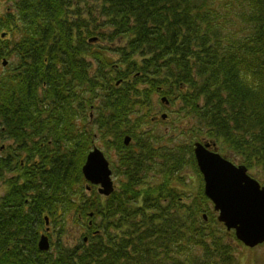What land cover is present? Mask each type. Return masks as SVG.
Here are the masks:
<instances>
[{
    "label": "trees",
    "instance_id": "16d2710c",
    "mask_svg": "<svg viewBox=\"0 0 264 264\" xmlns=\"http://www.w3.org/2000/svg\"><path fill=\"white\" fill-rule=\"evenodd\" d=\"M12 2L17 22L0 16L13 58L0 76L12 140L0 146V264H236L237 240L215 212L204 219L210 201L185 174L200 178L192 146L139 130L165 95L264 185V0ZM97 137L122 178L108 197L87 192L81 171ZM46 216L60 238L45 252ZM84 220L81 238L63 240Z\"/></svg>",
    "mask_w": 264,
    "mask_h": 264
},
{
    "label": "water",
    "instance_id": "95a60500",
    "mask_svg": "<svg viewBox=\"0 0 264 264\" xmlns=\"http://www.w3.org/2000/svg\"><path fill=\"white\" fill-rule=\"evenodd\" d=\"M128 142L126 138L125 143ZM209 147V143H197L194 154L204 179V193L219 212V221L228 230L234 229L237 239L247 247L264 243V186L249 176L244 166L235 167L218 153L209 151ZM82 173L90 184L99 186V194L108 196L113 191L109 163L98 148L88 154ZM38 248L49 250L46 236H41Z\"/></svg>",
    "mask_w": 264,
    "mask_h": 264
},
{
    "label": "rangeland",
    "instance_id": "374dc122",
    "mask_svg": "<svg viewBox=\"0 0 264 264\" xmlns=\"http://www.w3.org/2000/svg\"><path fill=\"white\" fill-rule=\"evenodd\" d=\"M3 1L4 0H0L1 9H3V12H4L7 8V6L10 4L11 8H7L6 11H8V9H10V11L14 15L13 21L17 22L18 17H17V15L13 9L14 4L12 2H9V1H6L5 3H3ZM89 3H91V1ZM9 38L12 40L11 37H9ZM102 44L105 45L107 43H105V44L102 43ZM103 45H102V47L105 48V46H103ZM11 59H13V58H11ZM151 100H152V109L150 110L149 114L151 116L156 115V114H158L160 116V114L165 113L168 115V119L165 121H162L159 119L156 123H154V124L151 123L150 125L148 122L147 124L143 125L142 128L151 129L152 134L161 140H164L166 138V137H163V134H166L168 136V139L164 141L166 144L171 146V144L175 143L179 147L182 146V148L184 147V145H186L188 147L191 145L193 148V146L196 143L200 142L201 139L203 138V136H205L206 129L204 128L203 119L202 118L200 119L199 117H195V114H192V113L189 114L188 110L185 109L184 106L171 103L170 106L165 107V105H163L160 102V97L158 96V94H153L151 97ZM88 113L89 114H87V116H86L85 123L88 126L92 127V125L96 119V110L91 108ZM7 140H8L7 137H5L3 134L0 133V146H3L5 144H9L10 141H12V140H10L8 142ZM93 142L98 147L99 146L104 147L101 150L103 152H105L107 159H110L111 163L113 164L115 157H111V154H114V151H107L105 144L100 140L99 137L94 139ZM217 150L221 155L226 156L227 159L230 160L231 162L236 163V164L237 163L240 164V161L238 159L236 160L235 157L232 155L233 152L230 151L229 146H225V148L223 149L221 147V145H218ZM112 169L114 170V166H112ZM184 171H185V174L188 172L187 175L193 176V179H188V181L193 185L200 184V186L203 190L202 178L200 180L199 176L194 173V170L191 167L189 168L188 166H185ZM113 174H114V172H113ZM254 177H256V176H254ZM113 179L115 180V184L117 186L119 185L120 180H122L121 178L117 177L115 174L113 176ZM4 187L5 186L3 184L0 185V192H1V190L4 191V189H3ZM188 188L190 191L195 193L196 188L192 187L191 185H189ZM208 206L210 208L207 206L203 207L204 213L206 215L211 211L214 212V210L212 209L213 205H211V203H209ZM85 223L86 222L84 220V223H83L84 226L78 225V227L80 226V228H77L76 224H70V225L66 226V229L64 230L65 236L63 237V240L70 241V243L73 244L75 242V239L72 238V234H74V233H75L76 237L80 236V238H81V235L85 231L84 230ZM57 228H59L58 224H56V227L54 229H52V232H50L49 237H48L51 250H53V248H55V244L58 243L59 238H60L58 236V233H57V231H58ZM233 255L236 257L235 258L236 264H264V243L253 248V249H250V248L244 247L241 243L237 242V246L235 247Z\"/></svg>",
    "mask_w": 264,
    "mask_h": 264
},
{
    "label": "flooded vegetation",
    "instance_id": "af4514ba",
    "mask_svg": "<svg viewBox=\"0 0 264 264\" xmlns=\"http://www.w3.org/2000/svg\"><path fill=\"white\" fill-rule=\"evenodd\" d=\"M6 1L7 0H4L3 3H5ZM2 12H3V9H1V7H0V14ZM2 34H3V36L5 34V36L1 37ZM9 37H11V32L1 30L0 31V46L3 45V43H8ZM8 66H9V63L6 60V58L4 57V53H0V76L2 74H3V76L5 75V72H6V69H7Z\"/></svg>",
    "mask_w": 264,
    "mask_h": 264
},
{
    "label": "bare ground",
    "instance_id": "6f19581e",
    "mask_svg": "<svg viewBox=\"0 0 264 264\" xmlns=\"http://www.w3.org/2000/svg\"><path fill=\"white\" fill-rule=\"evenodd\" d=\"M235 167H239V166H236L235 165ZM253 177L255 176V175H252ZM255 179H257V177H254ZM203 192H204V190H203ZM2 196H3V193H2ZM46 220H47V222H46ZM45 224H46V227L48 228V229H54V225L56 226V224H53L52 222H50L49 221V218H48V216H46L45 217ZM224 224V223H223ZM59 226V225H58ZM77 228H80V227H77ZM59 228H57V230H58ZM75 239V238H74ZM84 241L86 242L87 241V239H84ZM41 251V250H40ZM49 251V250H48ZM46 252V251H45Z\"/></svg>",
    "mask_w": 264,
    "mask_h": 264
}]
</instances>
